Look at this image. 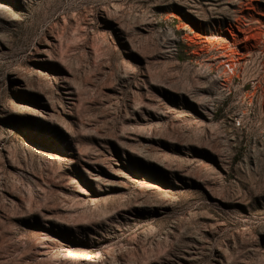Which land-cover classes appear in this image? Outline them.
<instances>
[{"label":"rangeland","instance_id":"rangeland-1","mask_svg":"<svg viewBox=\"0 0 264 264\" xmlns=\"http://www.w3.org/2000/svg\"><path fill=\"white\" fill-rule=\"evenodd\" d=\"M0 264H264V0H0Z\"/></svg>","mask_w":264,"mask_h":264}]
</instances>
